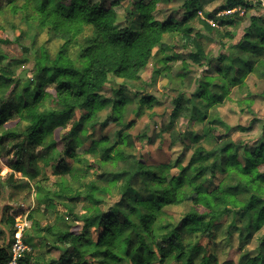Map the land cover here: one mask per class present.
<instances>
[{
	"label": "rangeland",
	"instance_id": "374dc122",
	"mask_svg": "<svg viewBox=\"0 0 264 264\" xmlns=\"http://www.w3.org/2000/svg\"><path fill=\"white\" fill-rule=\"evenodd\" d=\"M115 1L106 0V9ZM119 1L121 8L116 11L123 19L133 0ZM136 1L148 4L151 0ZM0 2V73L3 69L10 70L18 89L34 76L36 59L41 58L45 50L54 58L65 40L53 33L51 27L39 25L42 23L32 0ZM15 4L21 7L16 13L10 10ZM231 4H235L234 9ZM193 13H196L194 18L188 19L178 32L166 34L154 48L152 60L139 79L110 75L99 94L118 100L115 91L122 87L128 102L115 112L116 119L106 125L103 122L113 112V106L98 114L99 124L94 129L86 127L85 143L75 148L73 159L64 154L63 138L77 118L64 126L47 122L48 126H54L50 138L58 142L57 146L34 144L25 156L21 133L27 129L28 122L13 111L0 127V247L13 244L20 226L33 264H60L62 249L71 246V239L63 243L57 233L80 230L83 221L78 218L96 212V206L86 197L79 201H72L71 197L90 191L91 184H96L107 191L99 210L118 214L122 188L139 162L157 174L176 175L177 162L186 166L197 148L211 151L224 142L220 143L218 137L224 134L225 127L211 123L214 117H220L229 126L241 127L229 136L236 144L257 142L264 128V46L261 53H252L249 44L243 50L239 43L246 34L251 41L259 42V35H264V8L257 0H160L154 12L158 20H171L176 24ZM232 15L235 25H220L221 16ZM121 21L119 26H124ZM133 28L139 29V21ZM184 34L202 44L204 56L200 61L192 57L196 48L183 38ZM200 88L208 97H198ZM11 89L12 86L9 90L0 86V110L6 98L8 103L14 101L9 94ZM207 98L210 99L207 101ZM211 99L217 100L216 103L209 105ZM54 106L46 101L40 110ZM178 106L181 108L176 111ZM193 116L197 119H192ZM208 131L209 136H206ZM9 132L17 136L8 137ZM89 139L105 141L104 148H114L113 157L104 156L102 145L94 146ZM63 158L67 162L64 163ZM224 160L221 158L215 169L209 170L198 182L211 189L220 184L236 187L238 176L231 169H218ZM239 160L245 163L241 153ZM12 163L17 167H10ZM28 163L32 164L34 172L29 173ZM116 174L121 176L113 181L118 177ZM143 183V178L137 177L134 186L147 196ZM192 209V202L171 206L166 209L165 222L176 224ZM236 212L238 209L231 208L205 233L183 235L186 245L200 248L195 264L204 256L212 258L211 264H239L244 257L264 258V226L249 237H240L239 233L230 236ZM11 217H15L14 226L8 220ZM118 217L120 222L124 220L122 214ZM96 235L93 234L94 241ZM87 259L93 261L90 257ZM152 264L187 263L161 258L156 248Z\"/></svg>",
	"mask_w": 264,
	"mask_h": 264
},
{
	"label": "trees",
	"instance_id": "16d2710c",
	"mask_svg": "<svg viewBox=\"0 0 264 264\" xmlns=\"http://www.w3.org/2000/svg\"><path fill=\"white\" fill-rule=\"evenodd\" d=\"M32 1L39 15L37 18L42 23L39 25L51 27L53 33L58 34L65 42L54 58L45 50L42 57L36 59L34 76L26 79L18 89L14 74L8 69L1 70L0 86L8 90L12 86L9 94L13 95L14 101L8 103L6 98V103L0 110V127L13 115V111L28 122L27 129L21 133L24 154L34 144L44 143L49 147L53 144L56 147L58 142L50 138L54 131L52 125L64 126L77 118L72 129L63 138L64 154L70 159L75 156V148L84 145V134L88 130L86 127L94 129L99 124L96 119L101 111L113 106V112L103 122L106 125L116 119L115 112L128 102L122 87L115 91L118 100L99 94L110 75L139 79L140 73L152 60L154 48L162 42L165 35L178 32L196 14L193 13L182 23L176 24L171 20L163 22L157 19L154 12L160 0H151L148 4L133 0L130 9L122 16L123 19L116 11L121 8L119 0L113 2L108 9L105 7L106 0ZM20 8L15 4L10 10L16 13ZM234 8L235 4H231V9ZM1 10L0 2V12ZM234 17L221 16L220 25H235ZM121 20L124 21V26H119L118 22ZM136 21H139L137 30L133 28ZM247 35L249 34L239 43V47L246 50V44H249L252 53H261L264 35H259V42L251 41ZM183 38L193 43L196 53L192 57L200 61L201 56H204L202 44L189 34H184ZM75 45L78 46L77 49ZM197 95L201 98L208 97L202 92V88ZM208 99L210 98L206 100ZM46 101L55 106L41 111L40 108ZM209 101V105H213L217 100ZM180 108L178 106L176 111ZM192 119L197 118L193 116ZM51 121L52 125L48 126L47 122ZM211 123H219L225 127L224 134L218 137L220 143L224 141L222 144L218 141L219 145L211 151L197 148L186 166L177 162L176 175L157 174L155 170L146 168L139 162L122 188L123 198L118 202V214L99 210L107 191L96 184H91L90 191L71 197L72 201L86 197L96 206V212L78 218L83 221L80 230L57 233L63 243H68L71 239V246L62 249L60 264H120L122 261L127 264H152L156 248H159L161 258H175L185 260L187 264H195L200 248L186 245L183 235L205 233L213 229L231 208L238 209V212L231 223L230 236L239 233L240 237H249L261 230L264 226V128L255 144L243 145L229 139L230 134L241 127L229 126L220 117H214ZM7 136L14 138L17 133L9 132ZM206 136H209V131ZM88 141L94 146L102 145L103 155L113 157L111 153L114 148H104L105 141ZM240 153L245 163L239 160ZM221 158L225 160L218 169H231L238 176L237 186L225 187L220 184L211 189L201 185L199 179L205 177L209 170L215 169ZM62 161L67 162L65 158ZM9 165L17 167L16 163ZM28 170L29 173L35 171L31 163H28ZM116 176L118 177L113 181H117L121 175ZM137 177L143 178V191L148 193L147 196L135 188L134 181ZM186 202H192L194 209L176 224L165 222L167 208ZM124 205H127L126 208H123ZM119 214L124 217L122 222L119 221ZM8 220L12 226L15 225V217ZM161 229L165 232L162 233ZM94 233L97 234L96 241ZM11 246L0 247V264H10ZM87 257L93 261L89 262ZM211 263L212 258L204 256L199 264ZM20 264H33L32 254L25 252L20 258ZM239 264H264V258L244 257Z\"/></svg>",
	"mask_w": 264,
	"mask_h": 264
},
{
	"label": "built area",
	"instance_id": "2783aa9c",
	"mask_svg": "<svg viewBox=\"0 0 264 264\" xmlns=\"http://www.w3.org/2000/svg\"><path fill=\"white\" fill-rule=\"evenodd\" d=\"M264 8V0H257ZM28 251V248L24 244L23 240V228L18 226V230L15 234V239L10 249L11 261L10 264H20V258Z\"/></svg>",
	"mask_w": 264,
	"mask_h": 264
}]
</instances>
